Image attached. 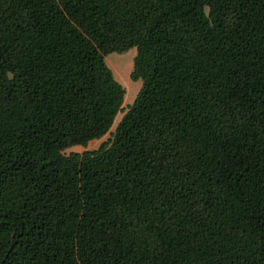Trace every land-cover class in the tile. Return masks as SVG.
Returning a JSON list of instances; mask_svg holds the SVG:
<instances>
[{"label": "trees", "instance_id": "obj_1", "mask_svg": "<svg viewBox=\"0 0 264 264\" xmlns=\"http://www.w3.org/2000/svg\"><path fill=\"white\" fill-rule=\"evenodd\" d=\"M0 264H264V0H0Z\"/></svg>", "mask_w": 264, "mask_h": 264}, {"label": "rangeland", "instance_id": "obj_2", "mask_svg": "<svg viewBox=\"0 0 264 264\" xmlns=\"http://www.w3.org/2000/svg\"><path fill=\"white\" fill-rule=\"evenodd\" d=\"M135 54V48L130 47L123 52H110L104 56V62L107 67L111 70L114 78L120 83V85L124 88V95H123V106H127L130 104L139 87H140V80H131L129 78V71L132 66V59ZM121 113H117L114 117L112 126L110 129L113 128L115 123L120 118ZM107 138V134L103 135L101 138L97 140H93L88 143L87 148H93L98 145L99 142ZM73 149L81 150L82 147H75Z\"/></svg>", "mask_w": 264, "mask_h": 264}]
</instances>
